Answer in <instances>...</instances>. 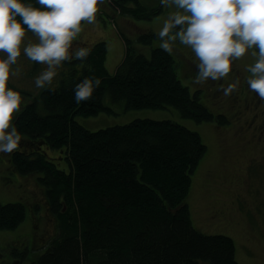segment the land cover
Here are the masks:
<instances>
[{"label": "trees", "instance_id": "16d2710c", "mask_svg": "<svg viewBox=\"0 0 264 264\" xmlns=\"http://www.w3.org/2000/svg\"><path fill=\"white\" fill-rule=\"evenodd\" d=\"M23 2L41 7L38 0ZM110 6L112 20L117 13L151 20L164 11L162 5L149 8L141 0H110ZM96 17L103 19L100 9ZM147 29L139 39L152 47L150 57L123 35L125 55L110 71L107 41L99 40L86 46V60L65 62L60 83L43 88L16 116L22 136L36 147L45 144L63 151L60 160L67 165L58 167L44 152L12 153L20 174L40 175L57 231L44 238L51 240L37 260L26 263L25 253L12 249L14 259H0V264H240L232 237L205 234L193 224L186 198L192 175L207 153L198 132L153 118L93 131L75 119L114 113L105 103L107 94L127 109L173 106L198 122L215 118L200 90L192 93L179 78L173 53L163 51L157 33ZM89 76L101 84L89 101L77 103L75 85ZM25 217L24 203L0 204V230L18 228Z\"/></svg>", "mask_w": 264, "mask_h": 264}, {"label": "rangeland", "instance_id": "374dc122", "mask_svg": "<svg viewBox=\"0 0 264 264\" xmlns=\"http://www.w3.org/2000/svg\"><path fill=\"white\" fill-rule=\"evenodd\" d=\"M104 1L108 2V0H103V3L98 6L103 16V19H99L100 21L111 20L108 17L109 13L102 9ZM141 2L149 8L161 5L160 0H141ZM169 11L170 9L164 7L163 18L166 19ZM126 18L134 22V25L131 24L130 28L125 25L127 22H120V19L123 20L120 18L117 20L119 29L130 40L136 51L150 57L152 47L139 39V36L147 32V28L153 25L154 19L141 20L129 16ZM162 24L163 22L159 24L158 31ZM95 26L98 27L99 24ZM91 28L92 25L83 23L81 33L73 42L72 51H75L77 43L80 47L91 45L89 35H94ZM106 28L109 37L105 40L109 45L111 55L114 56L111 41L114 34L109 27ZM28 40L37 42V38L31 32L27 33L26 42ZM157 41L160 42L158 37ZM252 51L257 50H249L243 58L233 62L232 71L227 77L219 81L209 80L198 85L194 83L198 71L196 67L198 60L195 54L190 48L180 44L178 40L174 44L172 53L178 63L179 78L192 93L200 90L199 95L202 102L215 114L212 120L198 122L193 118L183 116L173 106L159 109H127L124 102H112L109 94L105 98V103L113 107L114 113L100 112L97 115H77L75 117L80 124L93 131L118 124H127L138 118H153L170 119L198 132L207 145V153L192 175L191 188L186 202L189 204L193 224L197 230L205 234H224L234 239L236 258L240 264H264V178L262 179L257 168L258 160L264 156V147L258 146L253 137L258 134L257 126L264 115V109L256 103L250 105L252 111L255 106L256 116L249 127L245 122H250V118H246L252 112L246 115L243 110L245 105L240 104L244 99L249 100L252 95L251 92H247L248 94L245 93L243 96L241 90V85L251 75L246 69L256 59L251 55ZM16 66H20L23 72L11 80L13 83H9V86L21 92L22 111L28 103L39 96L43 89L37 88L34 80L45 65L35 63L23 55L18 59ZM61 71L62 67L58 69L57 76L48 86H57L60 83ZM237 79L239 80L237 88L230 95H224L222 89ZM239 109L238 118L231 125L227 115L235 116ZM218 115H223L227 121L220 122ZM36 146L32 139L22 136L18 149L30 151L37 149ZM50 149L44 146L41 151L54 159L58 167H66L65 161L61 162L59 159L62 153L57 149ZM39 176V174L22 175L13 172L11 154L0 153V204L22 202L26 206L25 220L18 228L0 230V259L4 262L14 259L12 249L25 253L26 263L37 260L39 255L48 248L51 240L44 238L52 237L57 231L55 215L46 203L45 190L39 184Z\"/></svg>", "mask_w": 264, "mask_h": 264}, {"label": "clouds", "instance_id": "9594fccd", "mask_svg": "<svg viewBox=\"0 0 264 264\" xmlns=\"http://www.w3.org/2000/svg\"><path fill=\"white\" fill-rule=\"evenodd\" d=\"M35 7L23 0H0V153L18 150L22 134L14 124L21 111L23 97L10 87L20 75L16 66L21 55L45 65L35 77L37 88H46L58 69L72 60H86L87 47L73 42L82 31V23L94 24L103 0H38ZM170 9L157 33L159 47L171 54L179 41L198 60L195 84L219 81L232 71L233 62L249 50L256 57L247 67L249 89L264 100V0H160ZM26 26V27H25ZM31 32L37 42L28 40ZM16 66V67H14ZM98 77H85L74 88L77 103L89 101L100 86ZM239 84H228L222 91L230 95Z\"/></svg>", "mask_w": 264, "mask_h": 264}, {"label": "crops", "instance_id": "0c3cea01", "mask_svg": "<svg viewBox=\"0 0 264 264\" xmlns=\"http://www.w3.org/2000/svg\"><path fill=\"white\" fill-rule=\"evenodd\" d=\"M103 5H104V8H102V9L107 11L108 13H110L111 12L110 11V8H111L110 5L108 3H105V1H104ZM163 17H164V12L162 14H160L159 16L154 18L153 25L149 26V28L154 30L155 32H158L159 24L161 22H163L165 19ZM84 24H87V23H84ZM96 24H99V26L98 27L95 26ZM89 25H92L91 30L94 31L93 36L89 35L90 44H94L95 42H97L99 40H105V38L109 37V32H108V29L106 27H109L112 34H114L112 36L111 41H112V45L114 47L113 48L114 54L115 55L118 54V55H117V57H114L115 55L112 56L110 53V50H109V45H108V57H107V64H106L110 71H114L125 55V44H124L123 39L121 38V36H119L118 31H117L112 20L105 19V20L100 21L99 19H96V22L94 24H89Z\"/></svg>", "mask_w": 264, "mask_h": 264}, {"label": "flooded vegetation", "instance_id": "af4514ba", "mask_svg": "<svg viewBox=\"0 0 264 264\" xmlns=\"http://www.w3.org/2000/svg\"><path fill=\"white\" fill-rule=\"evenodd\" d=\"M0 55H3V54H0ZM22 56V55H21ZM24 68V67H23ZM21 72L22 69H21ZM10 83H13L11 80H10ZM242 86V92H243V96L245 93L247 92H251L252 95L249 97L250 99L249 100H246L244 99L242 102L243 103H240V104H243L245 105V107L243 108L244 110V113L246 115L249 114V112H252L246 119L250 118V122H245L246 125H248L249 127L253 124L254 122V119H255V116H256V109H255V106H253V111L251 110L250 108V105L256 103V104H259L261 106H263V109H264V100H261L257 95L256 93L252 92L249 87H248V84H247V81H244L243 84L241 85ZM248 94V93H247ZM242 98V97H240ZM246 110V111H245ZM238 113V114H237ZM240 113V109L238 110V112H236V115L233 116V115H227L229 117V120H230V123L231 125H233L234 123V120L236 118H238L237 116L239 115ZM241 120V119H239ZM257 131H258V134H255L253 137H254V141L255 143H257L258 146L260 147H264V115L263 117L261 118L258 126H257ZM264 155V154H263ZM259 158V156H258ZM258 164L257 165V168L258 170L260 171L261 173V177L262 179L264 178V156H262V159L261 160H258Z\"/></svg>", "mask_w": 264, "mask_h": 264}]
</instances>
